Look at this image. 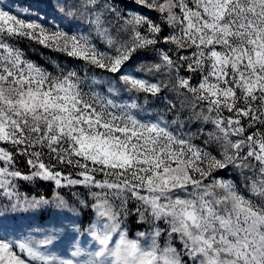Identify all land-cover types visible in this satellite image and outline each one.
Returning <instances> with one entry per match:
<instances>
[{
  "label": "snow or ice",
  "instance_id": "6c2138e0",
  "mask_svg": "<svg viewBox=\"0 0 264 264\" xmlns=\"http://www.w3.org/2000/svg\"><path fill=\"white\" fill-rule=\"evenodd\" d=\"M97 2L80 0V8L104 48L91 32L53 31L0 7V200L6 201L0 209V264H264V0H138L160 13L161 22L140 13L125 19L109 4L97 11ZM105 12L117 17L116 35L105 26ZM162 24L170 27L168 35L161 36ZM20 38L119 77L129 93L156 96L168 86L164 80L123 71L134 53L154 48L158 62L146 71L176 72L173 90L190 93L194 117L214 125L204 143L220 144L221 158L193 143L182 125L173 130L178 120L146 118L133 97L118 103L111 98L115 88L85 91L77 72L53 75L25 57ZM159 43L175 45V53L155 49ZM185 62L190 73L201 74L198 84L180 75ZM45 149L55 164L45 162ZM17 156L27 158L30 173L17 167ZM229 165L255 170L247 186L259 202L229 181L207 183ZM17 178L87 189L96 219L86 232L98 250L77 244L66 259L48 253L54 236L40 228L29 225L17 234L5 221L50 203L20 192ZM55 198L64 203L58 192ZM130 201L139 220L153 225L151 232L129 237L124 224ZM173 237L187 260L172 246Z\"/></svg>",
  "mask_w": 264,
  "mask_h": 264
},
{
  "label": "rangeland",
  "instance_id": "374dc122",
  "mask_svg": "<svg viewBox=\"0 0 264 264\" xmlns=\"http://www.w3.org/2000/svg\"><path fill=\"white\" fill-rule=\"evenodd\" d=\"M105 4L115 6L117 11L125 19L131 13H140L154 21L161 22L160 13L141 5L138 3V0H98L95 10L99 11ZM0 7L10 10L13 14H18L20 18L42 23L45 27L53 31L56 28H60L68 30L70 34L71 32H91L97 45L101 48L105 47L99 37L95 36L88 15L82 14L84 10L80 8V0H0ZM104 19L106 21L105 26L110 28L113 35H116V27L119 25L116 23L117 17L115 14L105 12ZM119 23H123V21L121 20ZM113 25H116V27H113ZM162 27L163 32L161 36L168 35L171 31L170 27L167 24H162ZM143 30L141 29V31ZM120 35L121 39L128 38L124 33ZM17 45L24 52L27 59L45 68L53 75L59 74L61 69L64 72H77L81 79L86 81L83 85L85 91H99L106 94L108 88H115L117 91L111 98H116L118 103L129 102V97L135 98L143 109L142 114L146 118L155 119L163 116L170 124L172 120H178L176 125H172L173 130H180L182 125V131L193 136V143L205 147L214 156L221 158L222 146L220 144L215 141H212L208 145L204 143L208 139L207 133L214 131V125L210 122H204L202 118L196 119L194 117L191 108L192 97L190 93L181 89L180 92L183 94H178L177 91L173 90L176 72L173 71L169 75L166 73L149 74L146 71V68L150 64L158 62V52L154 48L150 47L134 53L123 71L127 74L149 79L152 82L164 80L168 86L162 88V91L156 96L142 92L129 93L119 81V77L112 76L99 68L86 65L83 60L69 57L63 52L55 51L27 38L18 39ZM155 49H172L173 53L176 51L175 45L165 43L157 44ZM188 54V51H182L180 53V55ZM179 73L181 76H191V83L193 85L198 84L201 78L199 72L190 73L188 71L187 62L180 68ZM109 80L111 81L110 83L108 82ZM93 81H95V85H93ZM200 110L201 108L199 107L195 109L196 112ZM224 115H228V113L225 112ZM242 123L247 129V119H244ZM254 130V128L246 130L245 136L248 134V131ZM233 139H237V137ZM44 160L46 163H56L54 159L49 160L46 149ZM16 164L24 173H30L31 170L27 165V158L25 156H17ZM57 170H63L65 172L73 171V174H75V170L64 166L58 165ZM254 171V169H240L229 165L226 169L217 170L213 173V176L207 183H211L213 179L229 181L236 186L241 194L256 200L247 186V178H256L253 176ZM17 179L20 192L29 197L43 195L50 200L48 205L34 210V214H26L18 217L16 220L5 221L6 224L17 228V234H20L21 230L27 231L29 225L34 228H40L42 233L54 236L52 244L47 246L48 253L66 259L72 258L71 252L74 250V245L77 244L88 251L98 250V248H93L94 241L86 232L89 225L96 219L94 214L95 210L91 207L93 200L87 195V189L83 186L57 189L54 182L45 181L40 178H35L31 181H20L19 178ZM57 192L63 197V204L55 198ZM73 193H77V195L73 196ZM81 201H84V203H81ZM256 202L259 201L256 200ZM5 203V200H0V209H2ZM116 203L117 205L119 204L118 201ZM136 207V202H129L128 208L130 214L125 220L124 227L128 230L130 238H135L137 232H151L153 227L147 220H139V216L135 212ZM121 218L123 219V216ZM156 223L161 228L166 227L163 221H157ZM32 234L36 238H41V233L34 232ZM166 240L167 232L165 231L159 240L161 246H164ZM171 243L173 247L181 252L182 257L187 260L188 258L183 256V245L179 239L173 237Z\"/></svg>",
  "mask_w": 264,
  "mask_h": 264
},
{
  "label": "trees",
  "instance_id": "16d2710c",
  "mask_svg": "<svg viewBox=\"0 0 264 264\" xmlns=\"http://www.w3.org/2000/svg\"><path fill=\"white\" fill-rule=\"evenodd\" d=\"M52 186V185H51ZM51 189V188H50Z\"/></svg>",
  "mask_w": 264,
  "mask_h": 264
}]
</instances>
